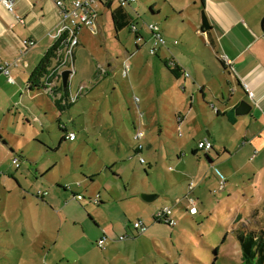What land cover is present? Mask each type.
I'll return each mask as SVG.
<instances>
[{"label":"rangeland","instance_id":"rangeland-1","mask_svg":"<svg viewBox=\"0 0 264 264\" xmlns=\"http://www.w3.org/2000/svg\"><path fill=\"white\" fill-rule=\"evenodd\" d=\"M187 5L191 7L193 1L136 0L126 10L141 38L131 27L117 34L106 16L98 18L96 32L85 25L76 30L79 44L72 49V95L76 97L82 85L85 87L71 106V117L62 118L68 130L77 133L76 142L64 141L60 151L54 148L62 132L56 118L52 119L56 109L45 91H32L30 94L38 98L30 101L25 97L17 107L19 112L14 108L7 124L0 125V264H241L236 231L244 227L264 230V192L255 195L251 174L245 178L239 175L236 185L226 186L215 195L211 194L213 190H207L209 198L201 203L202 208L197 207L196 215L188 213L184 204L175 206L174 227L153 220L164 206L173 207L166 198L173 202L181 198L190 181L196 184L195 189L199 186L195 174L199 168L214 173L219 167L218 158L227 156L210 151L215 163L208 167L204 152L193 154L197 138L187 127L179 130L172 105L168 103L164 109L158 100L159 84L166 90L170 72L153 54L156 48L148 25H157L160 33L171 34L180 43L178 48L201 50L203 42L193 30L198 16L188 8L184 14L180 11ZM123 64L129 66L125 78ZM45 104L49 107L37 111L38 106ZM18 113L24 114L28 123ZM138 131L144 136L136 142L133 135ZM224 137L228 139V134ZM120 139L125 145L117 151L111 144ZM40 140L52 147L46 155L37 147ZM138 143L143 149L136 155L132 147ZM18 157L22 168L16 170L12 160ZM31 158L37 161V169H45L46 175L67 183L85 198L82 202L68 201L63 217L76 215L88 224L89 217L93 218L90 209L96 215L109 212L99 209L95 200L101 196L105 204L109 202L113 224L122 226L114 227L112 236L104 241V249L84 232L85 228L94 230V226H75L73 218L67 226H57L58 218L53 221L55 226L50 221L45 224L35 190L26 207L17 187L20 184L28 191L34 183ZM140 158L145 164H140ZM53 160L56 166L51 170ZM90 173L94 174L93 186ZM41 183V187L53 190L47 180ZM143 193L157 195L158 199L147 203L141 198ZM67 195L69 200L70 193ZM255 209L259 214L253 215ZM135 222L142 223L145 231H135ZM121 237L125 238L120 240Z\"/></svg>","mask_w":264,"mask_h":264},{"label":"crops","instance_id":"crops-1","mask_svg":"<svg viewBox=\"0 0 264 264\" xmlns=\"http://www.w3.org/2000/svg\"><path fill=\"white\" fill-rule=\"evenodd\" d=\"M12 1L14 4L12 11H8L0 4V66L4 63H12L15 60H18V64L8 68L12 82H9L8 77L0 72V125L7 124L11 119L13 109L15 108L18 111L17 107L24 103L25 97L31 99L30 101H35L38 98L31 95L32 91L28 90L29 76L41 61L44 53L51 48L59 37L60 18L54 1ZM64 1L68 2L69 0ZM192 1L193 5L191 7L188 5L187 7H181L180 11L184 14L186 10L190 9L189 12L193 11L198 16L196 24L193 25V30L195 37L203 42V47L201 50H198V47L188 48L187 46L178 48L180 43L174 44L177 41L172 39L171 34L161 32L165 45L155 47L156 50L153 51V54L163 62L170 74L169 78L166 79L169 83L168 87L165 88L166 90L161 86V83L159 84L158 100L164 106V109L168 103L172 105L173 110L176 111L178 129L189 128L197 138V144L208 140L212 144L211 151L215 150L217 155L219 154L218 151L227 153L226 157L221 155L218 158V171L226 177L227 188L236 185L235 178L239 175H243L245 178L249 173L252 175L251 180L254 182L250 184L251 186L254 185L255 195L258 196V191L264 192V0ZM109 3L111 8L107 6ZM116 7V4L111 3L109 0H97L93 6L96 23L99 17L105 18V16L111 21V10ZM202 13L205 16V29L202 28L201 23ZM136 33L138 34L137 37L141 38L137 29ZM30 41H33L34 45L26 47L24 42ZM148 62L149 60H147ZM149 67L153 68L152 64H149ZM74 77L71 74L68 82L71 97L74 96L72 95L73 88L70 86V82L72 85ZM84 81L85 79L82 80V82ZM152 81L153 77L150 75L149 83ZM242 82L246 83L253 92L256 104L248 98L242 88ZM84 87L85 85H82V90H79L75 101H72L73 103L79 100ZM113 89H115L114 86ZM243 100L247 101L252 109L246 115L237 116L235 109ZM50 103L52 104L51 101ZM44 106L49 107L47 104L40 105L37 111L45 110L43 109ZM213 108H216L217 112H214ZM71 109L73 108L70 107L69 110L63 113L56 110V113H52V119L56 118L62 123L64 115L71 117ZM81 114L83 112L78 113V115ZM18 115L26 119L24 114L18 113ZM152 118L150 117L151 120ZM47 119L49 120V118ZM51 121L50 119L47 122L51 123ZM26 122L28 123L27 119ZM156 123L157 121L154 122V124ZM139 124L145 126V123L141 121ZM47 129L49 130V127ZM66 129L68 133L75 134V139L70 141L64 134L59 133V141L65 138L64 141L66 142H76L78 140L77 133L68 130L67 127ZM82 130L85 132V129ZM222 134H228V139ZM134 136L135 134L133 135V141ZM37 142V147L45 153L44 155L49 153L48 148L52 147L47 141L40 140ZM111 145L115 150L121 151L125 142L124 139H120L117 143ZM63 146L54 148L60 151L64 148ZM135 148L132 147L134 150ZM198 151L201 150L197 147L195 152ZM209 152L205 154L210 159L208 167H211L215 161H213L214 158L209 155ZM18 159L20 167L15 168L16 170L22 168L21 158L18 157ZM29 160L31 166H35L34 183L30 187V191L28 190L29 192L20 184L17 188L19 192L23 193L26 207L30 202L29 197L32 198V193L35 190V198L39 203L38 205H41L40 213L43 215L42 218H44L45 224L48 225L50 221V225L51 223L53 225L54 219L58 218L57 226H67L68 220L73 218L71 220L75 226H94V230L85 228L84 232L92 236V241L95 244L103 236L107 238L112 236L115 226H122L116 222L113 224L114 217L111 216L113 213H111L110 204L109 202L105 204L101 196L98 197V203L95 204L101 210H109L107 214L98 213L96 215L90 209L89 212L93 218L89 217L88 224L79 220L76 215L71 217L70 214L63 217L65 205L73 199V195L78 193L72 187L67 190L64 189L63 185L67 183H61L53 179L52 175H46L45 169L39 170L36 168V160L33 158ZM55 166L56 161L53 160L50 164L51 170ZM100 173L101 171L98 174ZM90 174V186H93L95 184V181L92 182L94 174ZM195 174L199 179L198 184L200 183L196 189V184L190 181L194 183V187L190 188L189 182L187 190L181 198L177 197L174 202L166 198L165 201H168L171 205L173 204V207L164 206L163 208L170 209L171 217L176 213L174 207L183 206V204L184 209L191 215L194 214L190 212V209L194 208L196 215L198 213L197 207L202 208L201 203L209 198L207 190L211 191L217 188L216 172L203 171L199 168ZM44 179L50 183L53 190L50 187H41L43 185L41 182ZM16 182L19 183L18 180ZM81 184L80 182L79 185L81 186ZM38 192L47 194L38 196ZM68 193H70L69 200ZM211 194L213 195V193ZM83 200H85L84 197ZM190 200H193V204L190 203ZM37 210H39V207H37ZM94 210L96 209L94 208ZM252 212L253 215L259 214L257 209ZM47 213L51 216H48ZM15 217L20 218L17 214Z\"/></svg>","mask_w":264,"mask_h":264},{"label":"built area","instance_id":"built-area-1","mask_svg":"<svg viewBox=\"0 0 264 264\" xmlns=\"http://www.w3.org/2000/svg\"><path fill=\"white\" fill-rule=\"evenodd\" d=\"M54 1L55 7L57 9V13L60 18V24H59V30H58V36H62L63 34L67 35V40L69 41V48L66 51V56L61 65L57 68V71L62 73L66 68L67 70L71 71V68L66 67L67 60L69 56L71 55L72 49L78 45V39L76 36V30L80 28V26L85 25L91 29V31L96 32V14L94 13L93 6L96 4L97 0H69L68 2L64 0H52ZM111 3L116 4L117 7L127 8L131 6L136 0H109ZM0 4L3 5L8 11L13 10V1L12 0H0ZM22 22V21H21ZM148 29L152 34V39L154 41V46H164L165 40L162 37L159 28L157 25H148ZM131 31L136 32V28L133 25L131 27ZM25 46H33L34 42H24ZM174 44H177V42H174ZM18 60H15L12 63H4L0 66V72L3 73L8 77V81L12 82L11 77L9 76L8 68L12 65H17ZM128 70L129 66L127 64H123V72L122 77L128 76ZM72 74V71H71ZM70 74V75H71ZM242 88L247 94L248 98L252 101H254V94L250 90L249 86L242 82ZM135 102L138 101L136 98L134 99ZM72 101H75V97H72ZM255 103V101H254ZM256 104V103H255ZM214 112H217L216 108H213ZM144 134L141 131H138L134 136V141L139 142L143 138ZM68 139L70 141H73L75 139V134L71 133L69 134ZM197 147L199 150H201L204 153H207L212 150V144L208 140H204L202 142H199L197 144ZM143 147L141 144L138 143L135 150L136 151H142ZM140 164H144V160L142 158L139 159ZM12 164L15 168L20 167V161L18 158H14L12 160ZM216 176L218 179V185L217 188L212 191V193L215 195L218 192H221L225 189L227 179L226 177L219 172L216 171ZM194 187V183H190V188ZM64 189H69L70 187L68 185L63 186ZM47 193H41L38 192L39 195H46ZM73 199L76 201H82L83 197L79 194L73 195ZM95 203H98V200H95ZM190 203L193 204V200H190ZM190 212L192 214L196 213V210L194 208L190 209ZM153 218L156 222L167 224L168 226L174 227L176 225L174 219L171 217V211L169 208H162L156 215H153ZM134 230L137 232H144L145 226L140 222H135L133 224ZM125 237L119 238L120 240H123ZM107 240V237L103 236L100 238L96 245L100 249H104V241Z\"/></svg>","mask_w":264,"mask_h":264},{"label":"trees","instance_id":"trees-1","mask_svg":"<svg viewBox=\"0 0 264 264\" xmlns=\"http://www.w3.org/2000/svg\"><path fill=\"white\" fill-rule=\"evenodd\" d=\"M107 6L111 8L110 3ZM111 23L112 28L117 34L124 28L133 26L132 19L126 8L122 7H116L114 10H111ZM201 23L202 28L205 29V16L203 13ZM68 48L69 41L67 40V35L63 34L59 36L51 48L44 53L41 61L36 68H34L28 79V90L45 91L54 108L60 113L66 112L75 104L72 102V97L69 93V83L68 87L64 90L61 84V73L59 74L57 71V68L65 59ZM72 54L73 52H71L67 60L66 67L71 68V66H73ZM57 123L59 131L68 138L70 133H68L66 126H64L60 120H57ZM64 140L65 138H62L58 142L57 148L62 145ZM133 152L136 155L140 153V151L134 149ZM193 154H196V152L193 151ZM206 158L210 161L208 156H206ZM153 220L155 221L154 218ZM236 238L241 251V264H264L263 229L244 227L243 230L236 231Z\"/></svg>","mask_w":264,"mask_h":264},{"label":"water","instance_id":"water-1","mask_svg":"<svg viewBox=\"0 0 264 264\" xmlns=\"http://www.w3.org/2000/svg\"><path fill=\"white\" fill-rule=\"evenodd\" d=\"M71 71L69 70H64L61 73V84L62 88L65 90L68 87V82L70 78ZM252 109V106L247 102V101H241L238 105V107L235 109V114L237 116H243L248 114ZM141 198L143 201L150 203L156 200L157 195L154 194H142Z\"/></svg>","mask_w":264,"mask_h":264}]
</instances>
